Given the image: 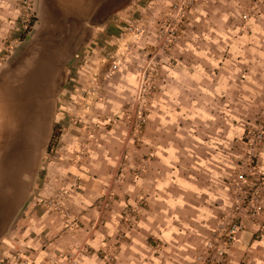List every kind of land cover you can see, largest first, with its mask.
Masks as SVG:
<instances>
[{
    "label": "rangeland",
    "instance_id": "obj_1",
    "mask_svg": "<svg viewBox=\"0 0 264 264\" xmlns=\"http://www.w3.org/2000/svg\"><path fill=\"white\" fill-rule=\"evenodd\" d=\"M137 8L107 30L59 13L52 0H0V80L35 43L75 36L53 133L28 201L0 239V264H28L33 253L37 264H78L95 254L98 232L105 263L125 257L177 112L191 114L196 152H208L211 136L224 165L222 217L203 251L185 257L227 264L250 226L264 231V0H148L147 12ZM104 46L118 56L114 71L101 60ZM256 198L262 211L252 217ZM24 225L32 228L27 237ZM233 225L241 229L226 243ZM163 244L148 259L175 264ZM239 264H252L249 255Z\"/></svg>",
    "mask_w": 264,
    "mask_h": 264
},
{
    "label": "crops",
    "instance_id": "obj_2",
    "mask_svg": "<svg viewBox=\"0 0 264 264\" xmlns=\"http://www.w3.org/2000/svg\"><path fill=\"white\" fill-rule=\"evenodd\" d=\"M52 1L54 6H59V13L72 14V18L77 21L91 20L94 28L107 30L119 27L121 21L125 23V18L135 7H138L140 13L147 12L142 6L146 7L148 4V0ZM187 104L190 106L188 102ZM187 114L185 116L177 112L180 116L172 123L175 129H165L168 134L163 139L164 144L159 147L163 152H159L158 164L153 166L154 175L148 181L153 191L151 197L147 198L149 208L141 215L132 243L127 242L122 246L125 257L116 264H159L161 260L154 259L152 262L148 255L160 248L162 242L169 244L167 250L173 254L175 264H193L192 259L186 258L185 254L201 253L206 240L216 227L220 216L222 217L223 210L219 201L223 185L220 176L224 166L220 160L222 149L213 147L212 144L217 140L208 136L211 138L205 141L211 144L209 147L205 146L208 152H196L197 141L200 139L197 138L198 134L192 123L188 124L192 117L189 112ZM189 138L194 148L185 143ZM115 220V216L111 218L113 224ZM23 227L27 229L23 236H29L32 228L29 225ZM48 227L50 228V225ZM258 231L259 225L247 229L240 241L231 247L227 264H239L243 254L249 255L252 264H264V231L256 235ZM56 233L55 230L49 229L48 235L53 238ZM99 233L91 241L95 254L82 258L78 264H107L102 259ZM21 243L33 247L32 241ZM32 257L30 262L27 261L28 264H37L33 261L34 253Z\"/></svg>",
    "mask_w": 264,
    "mask_h": 264
},
{
    "label": "water",
    "instance_id": "obj_3",
    "mask_svg": "<svg viewBox=\"0 0 264 264\" xmlns=\"http://www.w3.org/2000/svg\"><path fill=\"white\" fill-rule=\"evenodd\" d=\"M74 38L35 43L0 80V239L33 190L53 132L62 64ZM8 72L13 77L7 86Z\"/></svg>",
    "mask_w": 264,
    "mask_h": 264
},
{
    "label": "built area",
    "instance_id": "obj_4",
    "mask_svg": "<svg viewBox=\"0 0 264 264\" xmlns=\"http://www.w3.org/2000/svg\"><path fill=\"white\" fill-rule=\"evenodd\" d=\"M103 51L105 52V54H104L103 59L101 60L105 64L109 63L110 71H114L115 69L118 68V64H117L118 56H116L112 51L108 50L107 46L103 47ZM250 211H251L252 217H256L261 213L262 207L259 204V200L257 198L255 200L252 199V208ZM240 229H241V226H238V225L231 226L226 235V243L235 241ZM224 253H225L224 248L219 250L220 255H223Z\"/></svg>",
    "mask_w": 264,
    "mask_h": 264
},
{
    "label": "bare ground",
    "instance_id": "obj_5",
    "mask_svg": "<svg viewBox=\"0 0 264 264\" xmlns=\"http://www.w3.org/2000/svg\"><path fill=\"white\" fill-rule=\"evenodd\" d=\"M42 60H43V59H42ZM42 60H41V61H42ZM15 76H16V75H15ZM15 76H14V77H15ZM6 77H7V79H6V84H7V86H8L9 78L13 77V76H12V73L8 72V73L6 74ZM4 87H5V86H4ZM4 87H3L2 89H4ZM2 96H4V94L1 95V97H2Z\"/></svg>",
    "mask_w": 264,
    "mask_h": 264
}]
</instances>
